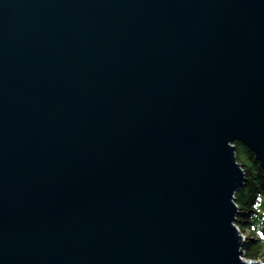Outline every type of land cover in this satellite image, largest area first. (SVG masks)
I'll return each instance as SVG.
<instances>
[{"label":"water","instance_id":"95a60500","mask_svg":"<svg viewBox=\"0 0 264 264\" xmlns=\"http://www.w3.org/2000/svg\"><path fill=\"white\" fill-rule=\"evenodd\" d=\"M264 172V0H0V264L244 260Z\"/></svg>","mask_w":264,"mask_h":264},{"label":"trees","instance_id":"16d2710c","mask_svg":"<svg viewBox=\"0 0 264 264\" xmlns=\"http://www.w3.org/2000/svg\"><path fill=\"white\" fill-rule=\"evenodd\" d=\"M236 160L244 172L245 183L235 193L239 209L235 225L246 235L241 250L248 261L264 260V172L245 147L236 144Z\"/></svg>","mask_w":264,"mask_h":264},{"label":"rangeland","instance_id":"374dc122","mask_svg":"<svg viewBox=\"0 0 264 264\" xmlns=\"http://www.w3.org/2000/svg\"><path fill=\"white\" fill-rule=\"evenodd\" d=\"M242 234V233H241ZM242 237H243V239H244V241H245V239H246V235L245 234H242ZM244 260H246L245 258H244ZM246 261H248V260H246ZM254 262H259V263H262V264H264V260L263 261H254Z\"/></svg>","mask_w":264,"mask_h":264}]
</instances>
